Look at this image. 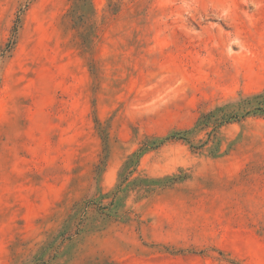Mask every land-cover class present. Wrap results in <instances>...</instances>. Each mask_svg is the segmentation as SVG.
I'll return each instance as SVG.
<instances>
[{
    "label": "rangeland",
    "instance_id": "rangeland-1",
    "mask_svg": "<svg viewBox=\"0 0 264 264\" xmlns=\"http://www.w3.org/2000/svg\"><path fill=\"white\" fill-rule=\"evenodd\" d=\"M0 264H264V0H0Z\"/></svg>",
    "mask_w": 264,
    "mask_h": 264
}]
</instances>
